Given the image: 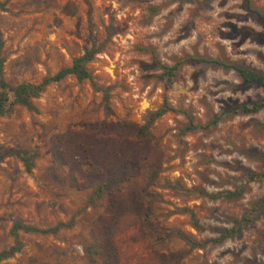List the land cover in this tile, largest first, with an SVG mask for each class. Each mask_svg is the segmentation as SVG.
<instances>
[{"label": "rangeland", "instance_id": "1", "mask_svg": "<svg viewBox=\"0 0 264 264\" xmlns=\"http://www.w3.org/2000/svg\"><path fill=\"white\" fill-rule=\"evenodd\" d=\"M0 2L10 86L40 83L94 40L87 69L109 90L106 103L69 76L33 100L35 111L16 106L0 118L4 152L36 155L31 172L14 156L0 160V253L14 246L15 223L73 222L56 235L19 232L21 251L0 264L264 263V111L225 114L263 90L201 63L161 79L162 66L188 57L264 73V25L244 0ZM250 3L264 13V0ZM164 101L174 111L142 133ZM233 191L241 197H224Z\"/></svg>", "mask_w": 264, "mask_h": 264}, {"label": "trees", "instance_id": "2", "mask_svg": "<svg viewBox=\"0 0 264 264\" xmlns=\"http://www.w3.org/2000/svg\"><path fill=\"white\" fill-rule=\"evenodd\" d=\"M244 1L246 2L247 9L250 11V13L256 15L259 21L264 25V13H261L260 11L252 8L250 0H244ZM0 10H5V3L0 2ZM91 39L93 40L92 35H91ZM92 42L94 45L93 48L91 50H87L82 56L74 59L71 66L60 69L56 74L52 76L45 77L40 83L33 84V83L23 82L16 86H10L3 78V68L6 60L3 54L4 41L0 34V118L9 114L16 106L23 107L29 111H35L33 100L37 99L49 85L54 83H59L69 76L74 77L79 82L89 81L97 91L102 92L104 94L105 102L108 103L109 90L97 88L94 83L93 75L87 69V65L90 62H92L96 54L99 52V50L95 48L94 40ZM186 63H201L204 65H213V66L233 70L238 74L239 78L242 80V82L245 85L259 87L264 92V73L250 69L241 64L232 63L225 60L211 59L206 57H188L178 61L171 67L162 66L165 72L163 73L161 79L167 77L169 81H171L172 78H174L178 69L183 64ZM172 111L174 110L167 104L166 101H164L162 108L150 116L148 123L142 128L141 132L146 133L148 131V127L150 123H152L159 117L163 116L164 114ZM261 111H264V97L251 104L234 105L230 107L229 110L225 112V114L253 115ZM219 120L220 118L218 117L205 126L191 124L189 125V127H187L186 130L195 131L201 129H208V127L217 124ZM5 155L14 156L19 161H21L23 166L25 167L26 172H31L34 168V160L36 158L35 154L29 155L27 151L5 153L3 147L0 145V160ZM241 194L242 193L240 191L226 192L224 193V197L227 199H236L241 197ZM208 197L211 199L219 198L218 195H208ZM180 212L188 213L191 215L192 218H194V215L186 209L181 210ZM72 226H73L72 221L69 223H59L56 226L49 229H37V228L25 226L19 222L15 223L11 230V235L13 236L14 239V246L0 253V263L6 259L13 257L16 253L21 251L22 243L20 242L19 232H24L28 234H39L43 236L56 235L61 230L69 229ZM226 233L227 236L230 237L233 234L237 233V231L236 229H232L226 231ZM175 234L179 239L185 240L192 247L200 246L194 243L193 241H191L190 239H188L180 231H176ZM87 254L90 256L91 260L94 261V258L92 256L94 254V251L91 247L87 248Z\"/></svg>", "mask_w": 264, "mask_h": 264}, {"label": "flooded vegetation", "instance_id": "3", "mask_svg": "<svg viewBox=\"0 0 264 264\" xmlns=\"http://www.w3.org/2000/svg\"><path fill=\"white\" fill-rule=\"evenodd\" d=\"M261 264H264V263H261Z\"/></svg>", "mask_w": 264, "mask_h": 264}]
</instances>
